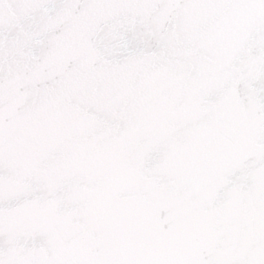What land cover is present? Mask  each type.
Returning <instances> with one entry per match:
<instances>
[{
    "label": "water",
    "instance_id": "water-1",
    "mask_svg": "<svg viewBox=\"0 0 264 264\" xmlns=\"http://www.w3.org/2000/svg\"><path fill=\"white\" fill-rule=\"evenodd\" d=\"M0 264H264V0H0Z\"/></svg>",
    "mask_w": 264,
    "mask_h": 264
}]
</instances>
